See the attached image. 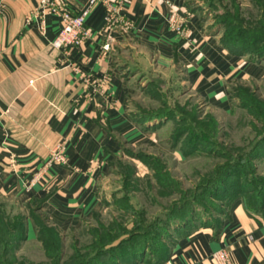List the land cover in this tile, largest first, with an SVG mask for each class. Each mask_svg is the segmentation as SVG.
<instances>
[{
	"label": "crops",
	"instance_id": "crops-1",
	"mask_svg": "<svg viewBox=\"0 0 264 264\" xmlns=\"http://www.w3.org/2000/svg\"><path fill=\"white\" fill-rule=\"evenodd\" d=\"M0 1L5 4L0 14V197L19 202L29 214L27 242L38 241L31 210L64 234L103 215L114 162L129 147H155L183 158L167 142L173 120L146 126L135 119L130 104L143 87L182 75L195 95L228 113L234 107L232 87L264 76V61L223 44L222 27L214 26L198 0H129L123 12L135 28L114 31L105 53L109 34L102 29L106 7L101 3L86 19L93 36L82 45L58 48L53 42L62 28L59 16L48 14L45 25L36 16L27 21L40 0ZM57 1L74 13L89 3ZM172 8L183 18L184 35L169 23ZM94 78L104 90L95 89ZM61 142L67 163H54L33 182ZM227 210L215 226L197 225L179 235L161 264H213L211 255L221 248L231 252L234 264H264V213L251 211L243 195Z\"/></svg>",
	"mask_w": 264,
	"mask_h": 264
},
{
	"label": "rangeland",
	"instance_id": "rangeland-1",
	"mask_svg": "<svg viewBox=\"0 0 264 264\" xmlns=\"http://www.w3.org/2000/svg\"><path fill=\"white\" fill-rule=\"evenodd\" d=\"M197 2L214 26L222 27V36L235 29L248 50H264V0ZM232 94L233 110L225 113L195 95L182 75L143 87L131 100V110L142 119L167 114L169 118L159 121H174L170 134L178 128L186 131L180 146H173L170 138L167 141L171 148L182 151L183 158L155 147L124 150L106 184L107 211L83 228L60 232L58 249L46 248L39 240H16L19 231L15 227L27 211L19 202L0 197V264H105L110 255L90 258L98 254L100 246L108 250L129 237L141 240L133 234L137 230L157 243V229L170 221H183L191 214L212 220L227 202L230 184H237L240 178L247 180L246 190L259 187L264 183V76L239 80ZM185 145H189L187 149ZM226 171L234 174L232 183L223 189L218 179ZM43 221L44 235L53 237L55 227L44 217ZM131 250L126 245L118 252L127 257Z\"/></svg>",
	"mask_w": 264,
	"mask_h": 264
},
{
	"label": "trees",
	"instance_id": "trees-1",
	"mask_svg": "<svg viewBox=\"0 0 264 264\" xmlns=\"http://www.w3.org/2000/svg\"><path fill=\"white\" fill-rule=\"evenodd\" d=\"M222 24L223 26H226V23L222 22ZM235 31H236L235 29H232L226 32L222 36L221 40L223 44L229 47L231 50L236 51L240 54L249 55L250 58L253 59L254 61L264 60V50L260 49L256 53L251 52V50H248L246 47H244L245 44L243 43L244 42L243 39H240L239 37H237L236 36L237 33L235 35ZM172 116H175V115H172ZM165 118H169L167 114H159V116H157L156 118H146V119H142V118L135 116V119L139 123H142L143 125H146V126L148 122H151L154 120L162 121ZM185 134H186V131H183L181 128L180 129L178 128L177 131H174L170 136V139L172 140V145L180 146L183 136ZM185 146H187L186 147L187 149L189 145H185ZM144 156L145 155H141V158ZM233 174H234V171H226L218 179L220 184L223 185L222 187L223 189H224V186H226L228 183H232ZM245 181L247 180H241L240 178L238 182L236 181L237 184H234V185L230 184L233 187L226 194L228 196L225 197L227 201L223 206L225 208L222 207L221 209H219V211H217L216 213L217 214L216 216L212 215L211 216L212 220H202L201 218L194 216L195 214H191L190 216L186 218V220L178 221V222L176 220V223L173 221L168 222L164 226V228H162V230L157 229L158 226L156 225L155 229H157L160 232L157 243H155V241H153L152 239H149L147 237L148 235H140L141 232L137 230L133 234L134 235L138 234L137 236H140L141 240L131 239V237H129L126 240L120 241V243L116 247L112 246L108 250L102 249L104 246L102 245L96 251L98 254L92 255L90 256V258L93 259V257H96L97 259V256L100 258L104 255H110L109 262L105 264H132L138 261L141 262L143 261V259L154 260L156 264H161L165 260V258H167L168 255L170 254V247H171L170 245L175 241V239H177L179 235H181L187 229H190L197 225L198 226H201V225L202 226H208V225L215 226L217 224L218 218L221 215H224L228 211L227 208H228V205L231 203V201L236 196H239V195H243L246 198L248 208L251 211L264 213V183H261L259 187L246 190L244 186ZM29 213L35 218V220L38 223V226H39L38 235H37L38 240L41 241L46 248L51 247L53 249H58L60 242H61L60 231L55 228L57 232L54 234L53 237L45 236L44 227H46V225H45V221H43L44 216L38 212H35V210H31ZM28 215L29 214L25 213L24 216H22V218L20 219L21 222L19 223L18 227L17 228L15 227V229H17L16 231H19V234H18L19 236L16 237V240L18 241H24L25 239H27V220L26 219L28 218ZM47 221L49 225L55 227L51 222H49L48 219ZM134 235H132V237H134ZM154 239H157V238H154ZM126 245H129V249L132 248V250L130 251L129 256L123 257L120 255V252L118 251L119 249H122ZM47 255L49 258H52V259L55 258V255L52 253H48ZM99 258L97 260L98 262L100 261ZM89 262L87 261L86 263H83V264H88Z\"/></svg>",
	"mask_w": 264,
	"mask_h": 264
},
{
	"label": "built area",
	"instance_id": "built-area-1",
	"mask_svg": "<svg viewBox=\"0 0 264 264\" xmlns=\"http://www.w3.org/2000/svg\"><path fill=\"white\" fill-rule=\"evenodd\" d=\"M129 0H89L88 6L80 13L72 12L66 2L57 0H40L38 6L27 17V21L33 20L36 16L45 25V18L48 14L59 16L62 22V28L58 37L53 42L55 47L78 46L84 44L93 36L94 30L86 24V19L91 10L97 4H103L106 7L105 22L102 29L109 34L107 41L103 45V52L112 48L111 34L121 29L129 32L135 28L134 22L124 14L125 4ZM5 10V4L0 1V14ZM171 27L180 35L185 34L184 21L178 9L172 8L169 16ZM91 83L97 90H104L103 82L99 78H94ZM68 161L66 155V143H59L50 153V157L45 162L42 170L34 177V180L41 179L42 173L48 170L54 163L66 164ZM213 264H234L231 252L227 248H221L211 255Z\"/></svg>",
	"mask_w": 264,
	"mask_h": 264
}]
</instances>
